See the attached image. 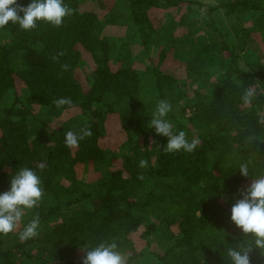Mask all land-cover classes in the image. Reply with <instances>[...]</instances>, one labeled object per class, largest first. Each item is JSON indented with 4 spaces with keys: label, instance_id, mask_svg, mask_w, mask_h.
I'll return each instance as SVG.
<instances>
[{
    "label": "trees",
    "instance_id": "trees-1",
    "mask_svg": "<svg viewBox=\"0 0 264 264\" xmlns=\"http://www.w3.org/2000/svg\"><path fill=\"white\" fill-rule=\"evenodd\" d=\"M187 1L64 0L73 14L61 27L0 28V194L21 167L44 189L19 228L0 234V264H82L86 245L112 242L127 264H232L227 251L241 245L264 264L231 220L264 175V0ZM112 28L125 34L101 38ZM61 97L72 106L57 108ZM160 100L173 131L200 140L194 152H165L168 138L150 128ZM85 127L92 136L66 147L65 132ZM115 129L126 137L118 155ZM37 215L39 235L21 241Z\"/></svg>",
    "mask_w": 264,
    "mask_h": 264
},
{
    "label": "clouds",
    "instance_id": "clouds-1",
    "mask_svg": "<svg viewBox=\"0 0 264 264\" xmlns=\"http://www.w3.org/2000/svg\"><path fill=\"white\" fill-rule=\"evenodd\" d=\"M20 13H23L21 16ZM73 14V9L64 3V0H32L27 6H20L18 0H0V28L10 22L18 24L21 29L31 31L37 27L38 22H46L55 27H61L65 18ZM63 55V53H61ZM55 59V58H54ZM68 65H62L67 71ZM255 96L252 88L245 89L242 100L245 105L251 104ZM57 108L71 107L70 98H57L52 101ZM172 111V105L167 100H160L153 112L150 128L158 136L167 137L165 152L173 153L184 151L192 153L200 144V140L193 137L188 139L183 130L173 131V123L166 117ZM260 123H264V117ZM90 128H81L79 132L69 130L65 132V146L70 149L79 147L80 141L91 137ZM140 167L146 168L147 161L141 159ZM43 167V165H41ZM240 173L249 176L246 163L240 165ZM43 181L31 168L21 167L10 182V190L0 194V234H9L16 231L24 217L25 210H31L39 205L43 196ZM242 199L236 200L231 208V220L242 230L245 236H250L256 249L264 255V175L252 180L250 187L242 192ZM40 217L35 216L19 233L21 241H27L39 235ZM86 255L82 264H127V258L117 250V244L100 243L93 248L85 247ZM252 247L241 245L239 248H229L228 257L232 264H251L250 253Z\"/></svg>",
    "mask_w": 264,
    "mask_h": 264
},
{
    "label": "rangeland",
    "instance_id": "rangeland-1",
    "mask_svg": "<svg viewBox=\"0 0 264 264\" xmlns=\"http://www.w3.org/2000/svg\"><path fill=\"white\" fill-rule=\"evenodd\" d=\"M195 1H197V0H188L187 2H195ZM199 1V0H198ZM210 2H213V3H215V1H211V0H207V3H210ZM180 14V12L178 13L177 11H175V12H173L172 13V16L173 17H175V16H177V15H179ZM188 14H189V11H188ZM196 14V12L195 11H190V16H191V18L193 19V21H195L196 20V18L195 17H197V15H195ZM160 16H162L163 14H159ZM217 19H218V21L219 22H223L224 24L225 23H228L230 20L229 19H224V20H222V18H221V16L218 14L217 15ZM192 21V20H191ZM196 22V21H195ZM193 27V26H192ZM194 28V27H193ZM125 34V30H122V31H120L119 33L116 31V29H114V28H112V29H110L109 31H107V32H103L102 34H101V38H107V36H116V35H121V36H123ZM208 35V34H207ZM209 36H211V38L209 37V41H206V43L205 44H207V45H209V46H211V42H212V39H216V35H214V34H209ZM232 38H233V36H232ZM257 44V43H256ZM261 45V47H260V45ZM259 44H257V46H258V50L257 51H255V57L257 56L258 58H261L260 60L262 61V62H264V44H261V43H259ZM262 48V49H261ZM133 49H135V51L136 52H138L139 51V49H138V45H133ZM253 58V57H252ZM88 63L92 66V64L94 63V60H92V58H90L89 59V61H88ZM141 68H142V70H144L145 69V66H146V64L144 63V62H142L141 63ZM244 66H245V68L246 69H249V67H248V64H247V62H245L244 63ZM177 72H178V70H177ZM38 110V109H37ZM55 121V120H54ZM53 121V122H54ZM116 121H118V120H116ZM53 125H57V124H54V123H52ZM125 139H126V137H125V135L120 131V129H115V130H113L112 131V133H111V135H110V139H109V144H108V147H110L111 148V151L113 152V154L115 155V154H117L118 155V151H119V149H120V147H121V145L123 144V142L125 141Z\"/></svg>",
    "mask_w": 264,
    "mask_h": 264
}]
</instances>
